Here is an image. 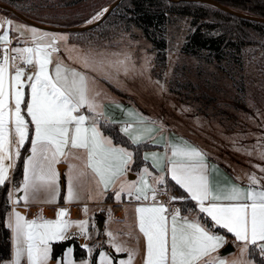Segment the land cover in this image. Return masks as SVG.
Returning a JSON list of instances; mask_svg holds the SVG:
<instances>
[{"label": "snow or ice", "instance_id": "6c2138e0", "mask_svg": "<svg viewBox=\"0 0 264 264\" xmlns=\"http://www.w3.org/2000/svg\"><path fill=\"white\" fill-rule=\"evenodd\" d=\"M102 14L85 23H94ZM25 33L30 41L22 40ZM67 39L34 26H13L10 19L0 23V188L13 185L7 194L10 211L4 221L11 233L12 250L9 259H0V264H22V260L24 264H132L135 257L134 251L113 239L111 248L117 254L127 252V260L99 251L95 262L83 257L77 261L73 246L54 259L53 245L69 240H79L81 250L91 256L94 246L82 242L91 239L89 219L73 221L66 209H59L55 219L26 218L17 207L21 201L25 205L36 202L42 192L44 202H55L59 194L55 166L61 157L81 159L78 153H85L86 167L105 189L120 177L126 178L136 164L133 151L114 144L102 132L103 117L88 95L85 75L61 61L53 66V54L59 52L57 41ZM124 71L128 69L124 67ZM139 123L142 131H149L146 121ZM122 131L130 136L127 124ZM29 141L30 155L24 158L23 178L17 188L14 172ZM130 141L139 146L141 137L130 136ZM258 143L264 144V137ZM167 148L170 155L143 156V161H153V167H164L165 175L153 176L150 183L149 170L144 167L138 181L126 179L115 192L116 199L126 193L142 202L135 211L145 240L143 264H253L245 258L250 246L264 257V164L257 165L260 175L248 174L247 189L233 185L217 192L209 186L200 150L177 144ZM260 156L264 158V152ZM84 174L73 168L67 202L79 199L77 190ZM169 185L174 194H169ZM16 192L23 194L17 198ZM163 196L168 197L167 202L160 199ZM178 203H190L187 211L199 215L191 219L182 215L185 209L176 206ZM82 211L87 217L86 206ZM228 234L240 245V256L231 262L219 251L226 246Z\"/></svg>", "mask_w": 264, "mask_h": 264}, {"label": "rangeland", "instance_id": "374dc122", "mask_svg": "<svg viewBox=\"0 0 264 264\" xmlns=\"http://www.w3.org/2000/svg\"><path fill=\"white\" fill-rule=\"evenodd\" d=\"M68 1L15 0L37 19L60 24L83 22L112 0ZM188 30L189 19L172 13L165 32L166 47L160 54L140 31L126 30L119 15L70 37L80 49L75 62L86 72L89 94L96 93L98 85L107 90L104 93L111 89L188 135L235 172L240 169L246 176L260 175L257 165L264 164L260 156L264 144L258 143L264 137V33L255 35L249 44L236 41L227 58L217 61L181 50ZM63 174L61 171V183ZM97 221L94 216L89 229L95 239L92 254L82 256L91 261L98 249L112 255L100 245L110 244L114 238L106 234L118 223L106 220L99 229ZM113 257L118 260L119 255ZM81 258L73 255L77 261Z\"/></svg>", "mask_w": 264, "mask_h": 264}, {"label": "crops", "instance_id": "0c3cea01", "mask_svg": "<svg viewBox=\"0 0 264 264\" xmlns=\"http://www.w3.org/2000/svg\"><path fill=\"white\" fill-rule=\"evenodd\" d=\"M94 15L95 14H92L90 18H88L83 22H75V23L72 22V23H63V24L56 23V24L60 26L79 25L85 23L86 21H89L94 17ZM8 19L12 21L13 26L23 25L25 29H27L28 26H32L26 23L25 21H23L22 19H18L8 14L0 12V23ZM43 31L49 34H55L57 36L65 35V34L67 35L68 39L66 41H59V40L57 41V47L59 48V52L53 54V66L55 62L61 61L64 66L68 68H74L77 71L83 73L86 77V82H87V76L85 70L80 65H78V63L75 62V59H77V54L79 55L80 53L79 52L80 49H78L79 47L78 45H76L77 44L76 42L75 43L71 42L72 40L70 37L71 33L53 32L48 30H43ZM30 39L31 37L27 33H25L22 37L23 41H30ZM98 89H100V91L103 94H101L100 91L98 92ZM96 90H97L96 93L89 94L88 92V95L91 99L94 100L95 104L98 106L97 112L100 113L101 116L103 117L101 121L115 124L122 133L124 126L127 124L128 132L130 136H140L141 142L147 141L150 144L154 145V147L152 148L145 149L142 152V157L146 153L149 154L150 156L152 153H156L158 156H165L166 154L170 155L167 146L172 144H177L178 146L187 145L188 147H195L204 154L205 157L204 162L206 164V176L211 189L219 192L224 189H230L233 185L247 189L249 184L248 176H246L245 175L246 173H243V171H239L240 169H238L235 172V170L232 169L231 167H228L224 163L214 159L209 155V153L201 144L190 138L188 135L183 134L182 132H180V130L157 120L156 118L151 116L148 112H146L145 110H143L138 105H136L129 99L125 98L124 96L118 95L111 89H109L110 91L108 90L109 93L108 92L104 93L103 90L106 89H104L100 85H98V88ZM139 121H146L147 122L146 127L147 129H149V131H142L143 126L139 123ZM104 134L112 138L109 134L107 133ZM126 136L130 139L129 135ZM78 154L81 156V159L69 158L65 160L63 157H61L60 163L63 162L64 164L58 163L55 166L58 177L59 194L56 195L55 202L53 203H61V202L69 203L66 201L68 178L72 174L73 168L82 170L85 174L81 179V187L77 190L79 199L74 202H71L80 205V216L76 219H71V220L78 221L81 219L88 218L91 229L94 216L97 215L98 211L99 212L103 211L104 214L103 225H104L106 223V220H115L111 217L110 214L111 204L123 202V206H122L123 217L120 220H116L118 223L112 228L110 233L112 234L113 238L117 241V243H121L125 245L128 249H131L132 251L135 252V257L132 260V264H143L145 240L143 235L139 231L137 213L135 211L136 207L141 206L142 202H137L134 198L130 199L126 193L122 194L120 199H116L115 192L119 190L121 183H124L126 179L138 181L139 180L138 173L144 167L148 168L149 173L151 175L150 179L147 178L150 183L152 182L153 176L165 175L164 167H153L152 166L153 161L149 159L148 161H145L141 166L135 168L126 178L123 176L120 177L119 179L115 180L113 183H110L107 189H105L104 186L99 183L98 177L95 176V174L91 171V169L86 167V163H87L86 154L83 152H79ZM28 155H30V145L24 158H26ZM61 171H64L63 183H61V178H62ZM20 185L21 183L18 186L15 185V187L18 188ZM11 187H13V185H10V188ZM168 187H169V194H171V187L170 186ZM22 194H23L22 192H16V197L18 198ZM107 195H109L108 200H106ZM44 200H45V194L42 192L40 193L38 199L34 203H46L44 202ZM24 204L25 202L21 201V203L17 207L18 210H20L22 214L25 215ZM85 206L87 207V217H85V214L82 211V209ZM176 206H179V204H177ZM59 209H63V208L58 207L56 212ZM9 211H10V207L7 212L6 218L9 214ZM182 215L188 216L190 219L198 216L196 213H185ZM55 218H56V214L55 217L51 219H55ZM73 231H75V229H73ZM82 241L87 242L89 246H94L93 244L95 242V239L93 236H91V239H83ZM10 242H11V233H10ZM228 242L232 244L233 249L230 252L223 255L225 259L231 262L240 256V245L238 242L234 240L231 234L227 235V243ZM104 244L106 245V248L104 249L108 250L109 252L111 251L114 252L110 244H108L107 242H104ZM69 246H73V245H69ZM69 246H67L65 249H67ZM221 249L219 250L220 253H221ZM114 254L117 253L114 252ZM117 255H119V257H117L118 259L121 258L127 260L128 258L127 252L118 253ZM245 258H250L253 264H257L253 260V258L250 257L249 253L246 254ZM7 259L9 258H6L4 260ZM22 264H24L23 260H22Z\"/></svg>", "mask_w": 264, "mask_h": 264}, {"label": "trees", "instance_id": "16d2710c", "mask_svg": "<svg viewBox=\"0 0 264 264\" xmlns=\"http://www.w3.org/2000/svg\"><path fill=\"white\" fill-rule=\"evenodd\" d=\"M0 1L15 7L34 20L46 24L57 25L56 23L41 21L30 15L26 10L19 7L15 0ZM78 1L79 0H69L68 2L74 4ZM216 1L232 9L264 17V0ZM0 12L20 19L5 9L0 8ZM172 13H179L189 19V30L185 36L181 50L196 56L204 55L205 58L216 59L217 61L227 58V55L231 53L230 50L236 45V41L243 45L249 44L253 42L255 35L264 33L263 23L236 16L213 5L203 2L173 3L167 0H123L100 24L111 16L119 15L126 30L140 31L141 34L152 43L157 54H160L166 47L165 32ZM101 124L103 125L101 129L102 132L109 134L115 144L127 147L133 151L134 159L136 160V164L133 166L134 169L145 162L143 161L142 152L145 149L154 147V145L147 141L141 142L139 146L134 145L115 124L105 121H101ZM29 145L30 141L21 150V157L14 172V185L16 186L21 183L23 178L24 157L28 151ZM169 186L171 187V185ZM9 189L10 185L0 188V259L9 258L11 253L10 230L4 227V221L6 220V215L10 207L7 196ZM174 193L175 189L171 188V194ZM108 199L109 195L106 196V200ZM179 206L185 209V211H182V214L190 213L187 211V209L192 207L190 203L179 204ZM191 213L199 215L198 212L195 211ZM204 220L206 221L207 218L205 217ZM69 245H73L74 247L75 258H81L85 255V252L82 251L81 247L78 245V240H69L64 243H56L53 245V258L60 257L65 248ZM100 247L106 248V245L102 243ZM98 250L93 252V262L96 261ZM111 253L113 256L115 255L114 252L111 251ZM248 253L257 264H264V257L259 255L258 249L250 246Z\"/></svg>", "mask_w": 264, "mask_h": 264}, {"label": "water", "instance_id": "95a60500", "mask_svg": "<svg viewBox=\"0 0 264 264\" xmlns=\"http://www.w3.org/2000/svg\"><path fill=\"white\" fill-rule=\"evenodd\" d=\"M122 1L123 0H112L108 5H106L107 11H104L102 16L98 17L94 23H91V24L83 23V24L71 25V26L51 25V24L39 22L37 20H34V19L28 17L27 15H25L24 13H22L21 11H19L15 7H13V6L5 3V2H2V1H0V8L5 9V10L13 13L14 15L19 17L20 19H22L26 23H28L34 27L43 29V30H48V31H53V32H64V33H81V32L87 31L89 29H92V28L98 26L102 21H104L107 18L108 15H110V13ZM167 1L173 2V3L203 2V3L213 5L215 7H218L221 10L226 11V12L231 13V14H234L236 16H239V17H242L245 19H249V20H253V21H257V22L264 24V17L232 9V8H230L224 4H221L220 2H218L216 0H167ZM97 217H98V221H97L98 228L102 229V225H103V221H104V214L102 212H99L97 214ZM232 249H233L232 244L230 242H228L226 244V246L221 249V253L226 254V253L230 252Z\"/></svg>", "mask_w": 264, "mask_h": 264}, {"label": "built area", "instance_id": "2783aa9c", "mask_svg": "<svg viewBox=\"0 0 264 264\" xmlns=\"http://www.w3.org/2000/svg\"><path fill=\"white\" fill-rule=\"evenodd\" d=\"M147 178H151L149 175ZM160 199L167 202L168 197L163 196ZM123 202L112 203L110 214L115 220H120L123 217ZM58 207L66 209L69 213L68 218L76 219L80 216V205L76 203H29L24 204L25 215L27 218H36L38 216H44L45 218L51 219L55 217L56 210Z\"/></svg>", "mask_w": 264, "mask_h": 264}, {"label": "bare ground", "instance_id": "6f19581e", "mask_svg": "<svg viewBox=\"0 0 264 264\" xmlns=\"http://www.w3.org/2000/svg\"><path fill=\"white\" fill-rule=\"evenodd\" d=\"M106 10V6H104L103 8H101L100 10H97V12L95 13L94 17H97L98 13H103ZM93 17V18H94Z\"/></svg>", "mask_w": 264, "mask_h": 264}]
</instances>
